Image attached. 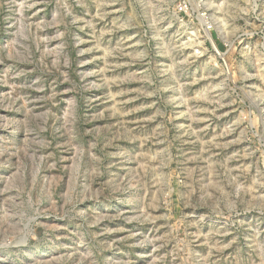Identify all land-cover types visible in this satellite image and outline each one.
<instances>
[{"label":"rangeland","instance_id":"1","mask_svg":"<svg viewBox=\"0 0 264 264\" xmlns=\"http://www.w3.org/2000/svg\"><path fill=\"white\" fill-rule=\"evenodd\" d=\"M0 264H264V0H0Z\"/></svg>","mask_w":264,"mask_h":264}]
</instances>
